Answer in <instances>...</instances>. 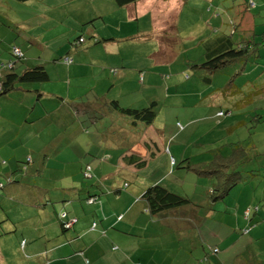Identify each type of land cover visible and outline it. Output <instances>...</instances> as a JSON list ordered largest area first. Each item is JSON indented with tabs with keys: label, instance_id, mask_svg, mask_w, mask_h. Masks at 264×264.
Returning a JSON list of instances; mask_svg holds the SVG:
<instances>
[{
	"label": "crops",
	"instance_id": "crops-1",
	"mask_svg": "<svg viewBox=\"0 0 264 264\" xmlns=\"http://www.w3.org/2000/svg\"><path fill=\"white\" fill-rule=\"evenodd\" d=\"M111 1L95 0L92 3L91 0H0V60L9 59L10 44H17L26 53L27 66L44 64L50 76L48 81L40 85L18 84L14 91L1 99L0 158L8 160L3 165H7L8 170L18 168L14 166L17 149L9 152L12 147L18 146L23 148L20 159L31 155V164L37 171L41 169V172H36L33 176L31 174L34 179L29 180L34 183V190L39 192L33 198L32 204H25L20 197V208L11 209L13 206L10 200L5 202L3 199L1 202L0 264H252L245 261L247 249L232 250L227 241L236 230L223 225L222 221H225L224 217L231 215V209L235 207V216L241 218L242 224H245L247 219L243 216V209L247 208L249 201H256L258 195L263 196L260 200H264V190L258 193L255 184L251 182L257 178L260 181L257 171L261 161L251 160L238 167L241 171L238 178H245L241 186L246 179L250 183L237 190L233 197H230L233 194L231 190L226 199L223 198L224 201L213 203V208L206 213L208 218L203 217L196 206L207 203L210 190L217 185V178L205 174L197 178L190 177L187 172L189 169L179 165L185 160L197 165H207L215 157L230 155L232 146L243 140L245 143H242L251 151L256 148L255 153L264 152L251 141L246 143L249 138L242 140L237 138L236 130L230 131L234 126L231 124L233 115L219 117L223 120L217 121L218 111L233 110L237 98L226 99L222 93L223 87L216 88L213 81L209 83L206 80L209 73L203 69L189 63L199 82L207 86L202 93L203 99L195 107L203 109L205 115L196 120V113L192 112L187 123H181L182 127H178L181 121L175 124L177 129L174 131L166 130L171 124V118L158 125L157 115L152 124L146 125L143 122L126 123L118 114L112 113L105 115L98 132L90 137L83 134L77 136V130L80 132L83 126L75 122L76 132L68 137L72 146L56 151V144L52 145L44 140L43 135L49 136L53 123L65 129L72 128L68 119L76 117L75 109L70 105L72 101L77 102L83 95L91 97L92 89L98 94L111 97L114 92L107 87L105 80L113 75L115 82L112 87L119 85L117 99L124 106L141 108L152 102L162 101L163 95H158L156 91L161 85L157 82L154 69L175 61L177 55L174 58L166 54L158 37L160 33L155 28V20L142 28L139 23H135L139 20L138 15L145 0L123 9L108 4ZM250 1L255 4V10L260 9L263 12L264 0ZM189 3L196 1H187L188 8L196 11L195 5L190 7ZM77 7L83 8L79 20L82 24L79 27L65 23V19ZM103 8H108L106 12L115 13L110 18L102 11ZM182 14L180 12L177 15L180 25ZM201 17L199 27L203 28V32L199 34L203 38L213 35L222 27L223 23L220 25L219 18L214 17V23L210 24L213 19L204 21ZM101 22L105 26L99 27ZM80 32L89 36L96 35L101 39L103 36L111 37L110 35L116 34L118 37L98 45L89 42L88 46L76 52L72 50L75 62L66 65L61 58L70 49L69 41L80 35ZM122 43L126 47L150 49L151 45H159L160 48L155 52H138L136 55L123 57L120 48L118 49ZM201 59L195 61L200 63ZM262 60L264 59L261 56L256 67L263 68L260 63ZM114 68L118 69V73H113ZM132 73H139L138 78H130ZM252 73L256 76L255 80L245 82L250 91H255L254 83L263 81L264 74L256 70ZM245 76H248L247 71ZM135 83L142 87L137 99L134 98ZM167 91L168 94L164 97L170 98V103H173V99H178L181 101L180 105L186 104L184 94L179 97L177 89L173 93L170 86ZM214 107H218L217 112H213ZM110 116L115 124L109 121ZM107 121L114 126L109 128ZM199 122L201 125L214 123L218 131H207L208 133L203 132L197 136L192 151L182 143L178 145V149H173V145L179 140L188 144L193 142L194 132L199 127L191 132L192 126ZM24 127H40L36 128L39 131L35 137L36 142L33 141V136L29 143L24 144ZM244 128L247 129L248 125ZM202 136L204 137L201 138ZM7 139L13 142L8 144L5 142ZM19 139L20 143H14ZM130 155H138L146 163L139 168L135 163L125 160ZM194 157H197L196 162H192ZM88 164L93 167V179L96 182L80 180L83 169ZM3 165L0 160V166ZM177 165L179 167L176 179L173 172ZM4 169L0 168V172L3 173ZM179 172L186 174L187 178L196 179L197 185H186L184 181L187 178ZM236 177L233 175L228 178L234 181ZM124 184L128 186L125 188ZM156 184L175 193L189 195L191 204L156 215L150 214L146 211L147 203L142 197L148 187ZM41 187L55 189L58 198L54 199L59 203L66 201L65 205L57 207L66 210L70 217L77 218V222L69 229H63L57 218L59 210L56 207V210H41L42 207L35 204L43 200L38 196L43 194L39 189ZM24 188L22 191L28 192V187ZM189 188H192L191 191ZM89 194L99 195V202L87 204L85 198ZM21 195L25 196V193L22 192ZM247 216L250 221L253 218H260L259 223L262 221L252 231L246 229V235H255L254 238L250 237L249 245H252L264 238V212L253 214L251 211ZM206 219L213 226L208 231L201 227ZM240 226L241 224L237 225ZM237 241L238 239L233 242ZM239 242L243 246V239ZM260 245L259 250H262L263 246ZM216 247L218 252L213 251ZM250 251L251 258L257 254L259 256L260 252L254 253L252 248ZM255 263L264 264V261Z\"/></svg>",
	"mask_w": 264,
	"mask_h": 264
},
{
	"label": "trees",
	"instance_id": "trees-1",
	"mask_svg": "<svg viewBox=\"0 0 264 264\" xmlns=\"http://www.w3.org/2000/svg\"><path fill=\"white\" fill-rule=\"evenodd\" d=\"M90 1V0H88ZM94 2L93 0H91ZM144 0H112L111 3H108L110 5L114 4L118 9H123L124 7H127L129 5H137L139 2H142ZM184 4L187 3L188 0H183ZM208 2V4H213L215 8L220 9L221 7V0H205ZM239 5L243 6V8H240L235 12V19H231L229 21V27L230 31L222 26L221 28H218L215 33L211 36L204 37L200 39L199 45L204 49V55L205 58L203 61L198 63L197 61H191L192 66L197 67L198 69H203L206 73H209L208 79H206L209 83L212 81L211 73L213 71L219 70L221 68H224L226 66H233L234 69L237 71L234 75L230 76L229 81L227 84L222 88L223 96L226 99H235L237 98V101L235 103V106L233 107V110L238 109H244L249 104V107L252 106L251 102L254 99V95H262L264 94V76L263 81H261L259 84L254 83L255 85V91L249 89V86H246V82L244 84H238L237 79L238 77L235 76H241L244 75L246 72V67L248 64L255 65L258 64L262 54L261 51L264 48V32L260 34H253V37L251 35V21L255 18H257V15H261L262 11L260 9H254L255 4L250 3L251 1H245L242 0ZM235 3L236 0H233ZM208 10H212V7H205ZM117 11V10H116ZM124 11V10H123ZM251 11H254L256 14H252ZM219 13L215 12V15ZM203 17V16H202ZM203 19V18H202ZM200 25V24H198ZM224 25V24H223ZM255 25V24H253ZM179 20L176 22L175 28L173 29V32H175V29L179 27ZM166 31V30H165ZM82 32V31H81ZM80 32V33H81ZM167 32V31H166ZM79 33V34H80ZM168 33V32H167ZM169 34V33H168ZM111 37L103 36L101 39L100 37H97L96 35H86L85 32L81 33L80 35H77V37L73 38L71 41H69L70 49L66 52L65 55L62 56L61 61L66 64L70 65L75 62V58L72 55V50L75 52L78 49L84 48L88 46L87 40L88 37H93L94 41L93 44H102L104 41L112 40L117 38L116 35H110ZM170 36V34H169ZM10 58L7 60H0V112H1V99L3 96H6L10 92L14 91L17 88L18 84H37L40 85L46 81L49 80V72L46 69V67L43 65H37L35 67L27 66L26 64V53L23 51V49L17 45V44H10ZM202 57V58H203ZM252 69V71L256 70L258 73L262 72L264 74V68L256 67ZM113 73H117L116 69L112 70ZM144 71V70H143ZM245 71V72H244ZM143 80V78H142ZM247 87V88H246ZM91 97H87V95H83L80 100L72 101L70 105L73 106L75 109V112L84 111L86 115H90L93 112H95L97 109H99L102 114L110 115L112 113L118 114L121 118H123L124 122H133V123H139L143 122L146 125H150L153 123L155 118L158 115L156 106L157 102H152L149 106L141 107V108H135L130 106H124L121 104L120 100L110 98L107 95L104 94H98L94 89H92ZM110 98V99H109ZM245 106V107H243ZM233 110L230 109H223L219 110L217 113V121H221L222 118L219 117H226L233 115ZM102 117H105L104 115H100ZM91 119H94L93 124H95V132L97 133L99 130V127L101 124L104 123L105 118H100L99 116L90 117ZM260 115L257 114V117L255 119L256 123L252 122L253 128L259 124L260 121ZM106 125V124H105ZM180 127H182V124L179 123ZM248 125V122H245L243 120L237 122L234 126L230 128V131L237 130V128L245 127ZM251 143L257 147V145L253 142L251 139ZM20 147L15 146V150L19 149ZM258 148V147H257ZM256 148H252V151L250 148H247L246 145H244L242 142H238L237 144L232 146V150L230 155L225 156H218L215 157L212 161L207 163V165H197L193 164L188 160L181 161L179 163L180 166H183L186 169L195 171L199 175H210L217 178L218 182L217 185H215L210 190V198L207 199V203H199L198 206L200 212L202 213L203 217L208 218V214L206 213L210 212V210L213 208L212 204L217 202H222L226 197L230 194V191L236 187V185H239V183H243L245 180L242 179L240 176L241 171H239L238 167L245 162L251 161V160H262L263 164H261L258 172V175H260V181L255 179L256 182L255 187H259L261 185H264V152L263 154L255 153ZM17 156L15 157L16 161L14 160V166H18L16 169H9L7 165L8 160L4 159V157H1V163L3 166H0V168H5L3 173L0 172V208H2L1 202H3V199H5V202H9L13 208H20V205H22L21 198L26 202L25 204L33 202V198L37 196V193L39 192L37 190H34V186L32 183L31 174H35L36 172L40 173L41 169L36 170L34 166L31 164L32 157L31 155L25 156V159H20L19 154L16 152ZM139 155V154H138ZM138 155H130L126 156V161H131L130 163H135L139 168L141 166H144L146 163V160H143L142 157ZM136 159L137 161H133ZM175 164V162H173ZM20 165V167H19ZM7 170V172H6ZM10 171V172H9ZM93 167L92 165L88 164L84 167L82 175L84 179H91L94 178L93 174ZM9 173V174H7ZM233 175H236L237 177L234 179V181L230 180L228 177H232ZM32 180V181H29ZM24 183V184H23ZM31 186H33L31 188ZM38 186V185H37ZM128 184H124V187L126 188ZM28 187V192L22 191L25 188ZM17 190H16V189ZM255 188V189H256ZM41 192H43L42 195H38L39 197H42V201L39 203H35L36 205H40L42 208L41 210H45L46 208H52L55 209V207L59 210L57 211V218L60 221L62 227L64 230H67L66 223L67 221L76 220L75 217H70L68 212L66 210L61 209L62 205H65L66 201L64 202H58L57 199H54V197H57V192L55 189H51L48 187H41L39 188ZM264 190V189H263ZM24 192L25 196H22L21 193ZM263 192V191H262ZM99 194V193H98ZM21 197V198H20ZM225 197V198H224ZM263 197V196H262ZM261 197V198H262ZM16 198V199H14ZM58 198V197H57ZM146 203L147 208L146 211L150 212L152 215H156L158 213H162L171 209L181 208L184 206H187L191 204L192 199L187 194H179L171 191L169 188L156 184L153 186L148 187L145 192L143 193L142 197ZM224 198V199H223ZM8 199V200H7ZM99 195L95 194H89L88 197L85 198V202L87 204H94L96 202H99ZM4 202V203H5ZM32 204V203H31ZM59 205L60 209L57 207ZM40 209V208H39ZM198 209V208H197ZM56 210V209H55ZM192 210V209H191ZM193 211V210H192ZM259 211L264 212V210H261V205L256 207V213ZM66 214V217H63L62 214ZM122 218V217H121ZM119 217V219H121ZM250 218V217H249ZM253 218V217H252ZM260 220V218H255ZM257 220V221H258ZM250 221V220H249ZM252 221V220H251ZM259 222V221H258ZM256 224V223H254ZM248 231L245 229L244 233L246 234ZM255 237L254 234L245 235L243 237V249L246 250V256L245 261L246 263L251 262L252 264H256L255 261L260 262L264 261V245L262 250L259 253V256L255 255L253 258H251L249 255L251 254V248L256 245L255 242L252 245H249L250 237ZM255 241V240H254ZM26 243V241H24ZM216 250V252L219 251L218 247L213 249V251ZM254 253H257L254 251ZM207 259V258H206ZM260 260V261H259ZM196 264V263H194Z\"/></svg>",
	"mask_w": 264,
	"mask_h": 264
},
{
	"label": "rangeland",
	"instance_id": "rangeland-1",
	"mask_svg": "<svg viewBox=\"0 0 264 264\" xmlns=\"http://www.w3.org/2000/svg\"><path fill=\"white\" fill-rule=\"evenodd\" d=\"M194 1H196V3H189V5L190 7L191 5H195L194 7L197 8L196 11L191 10V8H188L187 3L184 4L183 0H145L144 2H142L143 9L139 12V15H138L139 20L135 22V23H139L142 28L144 27L145 24L149 25L153 23V21L155 20V25H156L155 28H156V31L160 33L158 34V37L163 43V47L166 50V54L174 58L177 55L175 61L166 63L164 65L165 67H159L158 69H154V72H155L154 75L158 78L157 82L161 85V87H158L156 89L157 94L163 95L162 101L160 103H157V106H156V109L158 112L157 123L159 125L161 122H165V120L167 119L170 120L171 118V124L167 127L166 129L167 131H174L175 129H177L175 124L178 121H181L180 123L182 124H186L188 117L192 112L196 113V120L197 118H200L201 116L205 115V112H203L204 111L203 109L195 108V107L203 99L202 93H203L204 88H207V86L199 82V78L194 73V70L189 66V63L190 64L192 63L191 61L198 60L202 58L204 55V49L199 45L200 39L203 38L202 35L199 34L203 32L202 31L203 28L199 27L198 25L200 24V20H201L199 18L203 16L201 18H203L204 21H209L213 19V21L210 24L214 23L215 18H219L220 25L223 23L224 25L222 24V26L226 27L230 31V27L228 25L229 21L232 18L235 19V12H237L238 9L243 8V6L239 5L241 2H243L242 0H236L235 3L233 2V0H221V2L223 3H221L220 9L215 8L213 4H208L209 1L208 2H206L205 0H194ZM245 1H250V0H245ZM205 7H212V10L209 11L208 8L206 9ZM102 11L106 12L108 11V8H103ZM180 12L183 13L181 16V25L175 29V32H173L176 22L179 20L177 15ZM215 12L219 13L218 15L220 16L215 15ZM81 13L83 14V8L77 7V9H74V11L70 13V15L65 19L66 20L65 23L75 24V26L77 27L81 26L82 23H80L79 21L80 18L82 17ZM113 13L115 12H110V11L106 12L107 16H109L110 18L112 17ZM251 13L256 14L254 11H251ZM103 26L105 25L104 23L101 22L99 27H103ZM79 29L81 30V28ZM165 30L170 34V36ZM250 30H251L252 37L254 33H255L254 36H256V34H260L264 32V9L261 15H257V18L254 17V19L251 21ZM93 41H94L93 37H88L87 43L93 42ZM124 44L125 43H122L118 47V49L120 48V51L123 57L124 56L129 57L132 55H136V53L138 52L141 54L148 53V52H155L159 50L160 48L159 45L157 47H154V45H151L150 49H144L143 47L139 48L137 46L136 47H132V46L126 47ZM162 52L164 53V50H162ZM261 54H262V58L264 59V48L262 49ZM204 59L205 58L203 57L201 60L203 61ZM260 63L262 64L264 68V60L260 61ZM255 65H250V64L247 65L246 71H247L248 76H245V77L244 75L235 76V77H238L237 79L238 84L239 83L244 84V82L248 80H252V81L255 80L256 76L255 74L252 73V67ZM116 70L118 73V69ZM236 72L237 71L231 65L221 68L219 70L213 71L211 73V76H212V81L215 82L216 84L215 87L216 88L224 87L229 81V78H231L230 76L234 75ZM138 74L139 73H135V74L132 73L129 77L138 78L137 76ZM114 77L115 75L110 76L109 80H105V83L107 82V87L109 89L112 88V92H114V94H112L111 97L110 96L109 97L117 99L119 98V85L112 87L113 82H115ZM160 78H162L163 81H161ZM101 82L103 83L104 81L101 80ZM138 82H139V79L137 83ZM137 83H135V88H134L136 90L134 94L135 99L139 97V91H141V88H142L140 87L141 86L140 84L136 85ZM170 86H172L173 93H175L176 89L178 90L177 92L179 93V97L180 95L184 94L183 96H184L186 104L180 105L181 101L178 99H173L172 100L173 103H170V98L164 97V95L168 94L167 90L169 89ZM251 103H252L251 104L252 106L250 107H248L249 104L247 103L248 106L246 107L243 106L245 107L244 109L236 108L233 110L234 112L232 116L233 123L231 124L235 125L237 122L241 120L248 122L247 129L244 127L237 128L236 130L237 138H241L242 140L243 138H249L246 140V143H249L252 139L253 142L259 148V150L264 151V94L257 95V96L254 95V99L252 100ZM135 108H138V107H135ZM214 110L215 112H217L218 107H214L213 112ZM257 114L260 115L261 122H259V124L253 128L252 122L256 123L255 119L257 117ZM100 115L105 116L104 113L102 114V112L99 109H97L95 112H93L90 115H86L84 111L75 112V116L77 118L74 117V119H70L68 118V116H66L65 118L69 119V124L70 126H72V128L65 129L61 127L60 125L53 123L49 136L47 137L45 134L43 135L44 140L46 142H49L52 145L56 144L57 145L56 151L64 149L67 146H72L71 142L68 140V137L69 135L76 132V127L74 126V123L76 122L78 123L79 126H83L80 132L77 130V136H80L83 134L85 137H90L96 133L95 124H93L92 122L94 121V119H91L90 117L99 116L100 118H104ZM112 120L113 118L112 116H110L109 121H112ZM109 121H107L108 127L109 128L113 127L114 126L113 124L115 123H113L112 121L113 124L111 126V122ZM178 127H180L179 123H178ZM197 127L199 128L196 130ZM36 128L39 129L40 127H36ZM36 128L35 127H30V128L24 127V129L22 130V133H25L24 140H23L24 144L29 143L30 138L33 136H34L33 141L36 142L35 137L37 133L39 132ZM207 131L217 132L218 129L214 125V123H207L206 125L204 124L201 125V122L195 123L192 126V130H191V132L195 133L193 142L188 144L184 141L179 140L178 142H176V144L173 145V149L175 148L178 149V145L182 143L185 148L189 147L190 151H192L193 148H195L194 144L197 142L195 141L196 137L200 136L203 132H207ZM188 132L189 131L187 130L186 133ZM249 132L251 133V135H249ZM0 136H1V133H0ZM203 137L204 136H202L201 138ZM5 142L10 144L13 142V140L7 139L5 140ZM18 142L20 143V139L19 141L18 140L14 141V143H18ZM242 142L245 143L244 140ZM168 147H170V144L168 145ZM22 149L23 148L21 147L18 149L17 153L19 154V156L22 152ZM13 150H15V147H12L9 150V152L12 153ZM260 154H263V153H260ZM196 158L194 157L192 162H196ZM260 161L262 162L261 164H263V159ZM178 167L179 165L175 166L174 172H173L176 179H177L176 172L178 171ZM184 169H179V171H186ZM187 172L189 173L190 177L197 178L198 176H200L199 174H197L195 171H192V170L190 171L187 170ZM179 174H182L184 177L187 178L186 174L181 173V172H179ZM80 180L96 182V180L93 178L86 180L80 177ZM184 182L186 185L187 184H191L193 186H195V184L197 185L196 179L187 178L186 181ZM251 182L256 184L254 180H252ZM246 183H250L248 182V179H246L243 186H241L240 183L239 185H236L235 187L236 189L235 188L232 189L233 194L231 193L230 197H233V195L236 194L237 190L243 187H246L245 185ZM192 188H189V190L191 191ZM256 189L258 193H261V191H263L264 189V185H261L257 187ZM261 197H262L261 195H258L256 197V201L252 199V201H249L247 208L243 209V212H244L243 216L245 217V219H247L245 220V224H242L241 218H237L235 216V210H236L235 207H232L231 215L224 217L225 221H222L223 225H228L234 228V230H236L234 231V233L235 232L237 233V235L236 233L235 235L233 233L231 238L227 241L232 246V250L234 251H240V249L243 250L242 243H240L239 240H241L246 235L244 233L245 229H249L250 231H252L258 225L262 224V221L259 223L258 222L259 220L255 218H253L252 221H249L250 219L247 216L249 215L251 211L254 214L256 212V207L259 205H261V210H264V200H260ZM211 224L212 223L209 222L208 219H206L203 221L201 227L205 231H208L213 228ZM239 224H241V226L237 227V225ZM236 239H238V241L234 243L233 241ZM260 244L264 245V238H262L261 241L259 240V242H257L256 245L254 246L252 245L253 246L252 249L257 253L261 252L259 251V247L261 246Z\"/></svg>",
	"mask_w": 264,
	"mask_h": 264
},
{
	"label": "clouds",
	"instance_id": "clouds-1",
	"mask_svg": "<svg viewBox=\"0 0 264 264\" xmlns=\"http://www.w3.org/2000/svg\"><path fill=\"white\" fill-rule=\"evenodd\" d=\"M252 4H253V2H251ZM67 216V215H66ZM65 216V217H66ZM68 223H71L72 225H74L75 223H76V220H71V221H67V223H66V226H67V224ZM70 228V225L69 226H67V229H69ZM215 252H216V250H214Z\"/></svg>",
	"mask_w": 264,
	"mask_h": 264
},
{
	"label": "built area",
	"instance_id": "built-area-1",
	"mask_svg": "<svg viewBox=\"0 0 264 264\" xmlns=\"http://www.w3.org/2000/svg\"><path fill=\"white\" fill-rule=\"evenodd\" d=\"M62 216H63V217H65V216H66V214L64 213V214H62ZM70 224H71V223H68V224H67V226H69Z\"/></svg>",
	"mask_w": 264,
	"mask_h": 264
},
{
	"label": "bare ground",
	"instance_id": "bare-ground-1",
	"mask_svg": "<svg viewBox=\"0 0 264 264\" xmlns=\"http://www.w3.org/2000/svg\"><path fill=\"white\" fill-rule=\"evenodd\" d=\"M72 224H70V226H71Z\"/></svg>",
	"mask_w": 264,
	"mask_h": 264
}]
</instances>
